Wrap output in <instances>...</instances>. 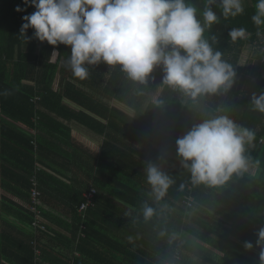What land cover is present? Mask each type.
<instances>
[{
    "label": "trees",
    "instance_id": "trees-1",
    "mask_svg": "<svg viewBox=\"0 0 264 264\" xmlns=\"http://www.w3.org/2000/svg\"><path fill=\"white\" fill-rule=\"evenodd\" d=\"M255 2L247 0L243 15L227 20L221 17L204 33L213 50L220 51L222 60L232 66V87L192 98L163 83L162 66H155L143 84L130 79L120 65L103 62L88 66L87 79L74 78L64 63L70 56L69 47L40 42L32 29L24 36L20 34L22 16L35 9L26 7L17 12V6L25 8L22 0H0V92L10 93L0 95V132L6 149L0 166L9 173L3 174L8 177V188L22 200V204L2 201L0 264H62L68 259L62 244L84 254L91 239H103L94 234L101 231L93 217L98 211L99 216L101 212L108 214L111 208L127 212L130 219L121 223L125 235L119 246L121 257L133 264H219L207 246L223 253L226 264H260V248L255 242L256 232L264 227V146L258 143L264 136V113L254 109L251 97L264 93V27L257 29L251 23ZM186 3L198 9L197 19L203 22L206 0ZM213 10L220 15L219 7L213 6ZM237 27L246 28L248 35L233 41L228 32ZM247 45L252 48V58L241 65L240 55ZM110 96L128 106L133 115L110 107ZM222 115L255 132V140L245 145L244 155L259 171L255 175L246 170L234 173L222 185L193 184L189 170L159 149L178 157V137L193 125ZM73 124L103 138L98 154L74 141ZM117 132L131 134L133 143L113 142L119 141L113 135ZM149 162L172 180L159 200L147 181ZM33 176L40 191L36 208L45 225L44 230L37 231L32 226L34 213L30 207ZM90 187L96 189L94 205L82 218L77 209ZM188 194L194 203L185 208L182 202ZM118 201L120 206L115 204ZM57 202L68 207L70 223L44 207ZM160 203L164 207L158 206ZM146 206L153 209L148 218L144 215ZM55 220L72 235L55 234L59 243L47 246L46 238ZM81 222L85 227L80 231L82 236L76 238ZM245 241L253 248L245 250ZM177 246L180 260L174 257ZM86 259L74 257L73 264L86 263Z\"/></svg>",
    "mask_w": 264,
    "mask_h": 264
},
{
    "label": "clouds",
    "instance_id": "clouds-1",
    "mask_svg": "<svg viewBox=\"0 0 264 264\" xmlns=\"http://www.w3.org/2000/svg\"><path fill=\"white\" fill-rule=\"evenodd\" d=\"M35 10L22 16L20 34L28 29L34 37L48 45H65L70 56L64 61L74 78L85 80L88 66L103 62L120 65L128 77L147 83L155 66L163 68V83L178 88L192 98L228 91L235 73L204 38L206 29L225 20L243 15V0H206L202 17L198 9L186 0H22ZM213 6L220 9L218 16ZM251 23L264 27V0H256ZM229 37L236 41L246 38V28H232ZM215 42L216 37H211ZM2 96L10 93L5 90ZM254 109L264 113V93H253ZM255 132L238 125L228 116H217L193 125L176 139L181 165L188 169L193 184L222 185L234 173L247 169L245 145H252ZM147 181L155 198H162L172 183L158 166L148 163ZM153 209L145 207V218ZM81 224V223H80ZM84 228V227H83ZM80 228V231L83 229ZM256 247L260 248V264H264V227L256 232ZM245 250L253 248L244 242ZM172 262L171 264H173Z\"/></svg>",
    "mask_w": 264,
    "mask_h": 264
},
{
    "label": "crops",
    "instance_id": "crops-1",
    "mask_svg": "<svg viewBox=\"0 0 264 264\" xmlns=\"http://www.w3.org/2000/svg\"><path fill=\"white\" fill-rule=\"evenodd\" d=\"M243 65V64H241ZM108 104L110 107H116L119 110L123 111L124 113L128 114V115H133V111L126 106L123 103L118 102L117 100L113 99L112 96L107 98ZM70 105L74 106L71 102H69ZM2 118L6 119L9 122H12L8 117H6L5 115L1 114ZM17 124V123H16ZM0 125L2 126V121H0ZM114 136H116V138L119 141H115L113 140V142H126V143H131L132 142V138L130 137L131 134L129 135H120L119 132H117L116 134L113 133ZM72 137L74 139V141H76L78 144H80L82 147H86L89 150H91L94 154H98L99 152V148H100V144L102 142V137L98 136L97 134L91 133L87 130H85L84 128H82L79 125L73 124L72 125ZM4 135L3 133L0 132V163H1V159L2 156L4 155V152H6V149L4 147ZM133 143V142H132ZM164 151L167 155H170V157L177 159L180 161V157H177L176 155H174L171 152H168L165 149H159ZM0 208L4 209L2 206L5 205V203H2V201L4 199H7L9 201H13L14 203H18V204H22V200L19 196H17V194H15L14 192H12L7 185V183H9L8 181V177H6L5 175L3 176V174H9L7 172H4V170L2 169V167L0 166ZM12 168V170L14 171V167H10ZM249 170L253 171V175H255L256 173H258V167L252 164H248L247 163V169L246 171L248 172ZM249 173V172H248ZM58 175V174H57ZM14 184V183H13ZM111 197V196H110ZM55 201V200H52ZM114 202V201H113ZM64 202H57L53 205H44V207L46 208H50L52 213H54V217H57L58 219L66 222V223H70L72 218L70 216V214L66 211L67 210V206H65L63 204ZM120 201H118L117 203H115L117 206H120ZM158 206H162L164 207V203H160L158 204ZM106 209H110V208H106ZM6 210H4L5 213ZM67 212V213H65ZM114 212V213H113ZM98 213H100L98 211ZM97 214H95V216L93 217V222H95V224L98 225V228L100 229V234L95 232L94 234L96 236H98V239L103 238L102 240H98V241H93L91 239V243L88 244L84 254L80 253V252H74L71 249L68 248H64L63 244L61 245V250L62 252L65 254V257H68V259L66 261H62V264H73V259L74 257H81L83 259H86L87 262H89V264H133L131 261L127 260L126 258H122L121 256L123 255L120 246H119V240L125 235L124 233V228L121 226V223L126 224L127 221H129V217H127V212H122V210H120L119 208H111V210L109 211L108 214L101 212V215L99 216ZM122 215L121 217L118 215ZM84 224V223H83ZM71 225H73L71 223ZM83 227H85L83 225ZM126 227V226H125ZM58 233H62L64 234L66 237H70L72 235L70 229L68 230L66 226L59 224L58 220L53 221V223H51V233L49 234V236L46 238L47 240V246L49 245V243L55 244V243H59L57 241H55V234ZM101 234H104L108 237H103ZM54 236V237H52ZM82 236L81 232H80V223L78 225V228L76 229V238ZM190 237V236H189ZM49 238V239H48ZM190 239L194 240L197 244L205 246V244L203 242H201L198 239H195L194 237H190ZM45 240V239H44ZM44 240L42 241V243L44 242ZM49 240V241H48ZM118 243H116V242ZM121 242H123L122 240H120ZM124 244H126L124 242ZM208 247V246H207ZM54 248H57V245L54 246ZM176 251H175V259L180 260V255L178 253V249L179 247H176ZM211 248V247H209ZM211 251L213 253H219L216 250H214L213 248H211ZM61 254V256L64 257V254ZM37 254V253H36ZM40 253L38 252L37 255H39ZM220 254V253H219ZM126 255V253L124 254ZM144 258L146 259V257L144 256ZM64 259V258H63ZM45 262V261H44ZM86 262V263H87ZM45 263L48 264V262L46 261ZM86 263H82V264H86ZM172 262H167L166 264H171ZM137 264H144L142 261H137ZM179 264V263H177Z\"/></svg>",
    "mask_w": 264,
    "mask_h": 264
},
{
    "label": "built area",
    "instance_id": "built-area-1",
    "mask_svg": "<svg viewBox=\"0 0 264 264\" xmlns=\"http://www.w3.org/2000/svg\"><path fill=\"white\" fill-rule=\"evenodd\" d=\"M171 89L173 91L183 92L178 88L171 87ZM258 143L260 145L264 146V136H261L258 139ZM31 182H32V188H31V194H30V198H31V206L30 207L34 213V219L32 221V226L35 228V230L36 229L44 230V228H45L44 221L40 215V211L36 208V206L39 205V203H40V200H39L40 199V191L38 189V181H37L35 176H33L31 178ZM95 194H96V189L93 187H90L86 192L83 193V199L84 200L80 203V205L78 206V209H77L79 214H81L83 216L85 210H87L88 207L94 205ZM193 203H194V198L191 194L186 195L183 199V202H182V204L184 205L185 208H190ZM82 218H84V216ZM80 228H83V222H81ZM38 252L39 251L36 250L37 254H38Z\"/></svg>",
    "mask_w": 264,
    "mask_h": 264
},
{
    "label": "rangeland",
    "instance_id": "rangeland-1",
    "mask_svg": "<svg viewBox=\"0 0 264 264\" xmlns=\"http://www.w3.org/2000/svg\"><path fill=\"white\" fill-rule=\"evenodd\" d=\"M243 3H244V5H246L247 4V0H243ZM253 51H255V49H253ZM252 54H253V52H252V48L249 46V45H247L246 46V48L243 50V52L241 53V55H240V59H239V62H240V64H243V65H245L246 64V62H247V60L249 59V58H252ZM59 82V78H57L56 79V84H55V86L57 85V83ZM67 171H69V170H65V172H67ZM72 171V170H71ZM250 174H252L253 173V171H251V170H249L248 171ZM69 174V173H68ZM254 174V173H253ZM252 174V175H253ZM210 251H211V248H209V247H207ZM212 252V251H211ZM212 254L213 255H216L217 256V263H219V264H226L224 261H223V259L222 258H224L225 257V255H223V253H213L212 252ZM173 264H177V263H173Z\"/></svg>",
    "mask_w": 264,
    "mask_h": 264
}]
</instances>
